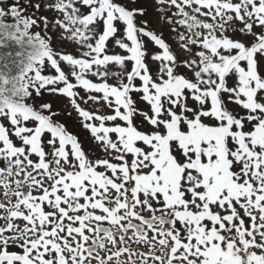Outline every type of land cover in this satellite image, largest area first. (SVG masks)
<instances>
[{
	"label": "snow or ice",
	"instance_id": "obj_1",
	"mask_svg": "<svg viewBox=\"0 0 264 264\" xmlns=\"http://www.w3.org/2000/svg\"><path fill=\"white\" fill-rule=\"evenodd\" d=\"M0 264H264V0H0Z\"/></svg>",
	"mask_w": 264,
	"mask_h": 264
}]
</instances>
